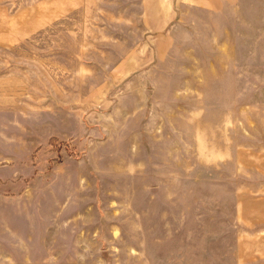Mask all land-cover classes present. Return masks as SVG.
I'll return each instance as SVG.
<instances>
[{
    "label": "rangeland",
    "instance_id": "rangeland-1",
    "mask_svg": "<svg viewBox=\"0 0 264 264\" xmlns=\"http://www.w3.org/2000/svg\"><path fill=\"white\" fill-rule=\"evenodd\" d=\"M0 264H264V0H0Z\"/></svg>",
    "mask_w": 264,
    "mask_h": 264
}]
</instances>
